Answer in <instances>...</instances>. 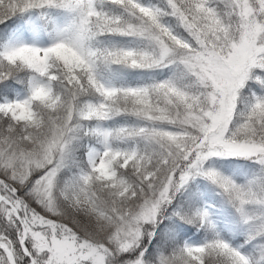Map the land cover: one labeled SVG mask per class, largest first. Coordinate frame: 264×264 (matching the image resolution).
I'll list each match as a JSON object with an SVG mask.
<instances>
[{
	"label": "snow or ice",
	"instance_id": "obj_1",
	"mask_svg": "<svg viewBox=\"0 0 264 264\" xmlns=\"http://www.w3.org/2000/svg\"><path fill=\"white\" fill-rule=\"evenodd\" d=\"M0 264H264V0H0Z\"/></svg>",
	"mask_w": 264,
	"mask_h": 264
}]
</instances>
